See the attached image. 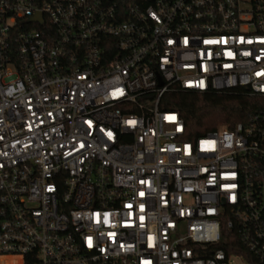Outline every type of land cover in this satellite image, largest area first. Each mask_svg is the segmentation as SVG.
I'll use <instances>...</instances> for the list:
<instances>
[{
    "label": "built area",
    "instance_id": "obj_1",
    "mask_svg": "<svg viewBox=\"0 0 264 264\" xmlns=\"http://www.w3.org/2000/svg\"><path fill=\"white\" fill-rule=\"evenodd\" d=\"M242 86L264 0H0V264H264V112L160 107Z\"/></svg>",
    "mask_w": 264,
    "mask_h": 264
},
{
    "label": "trees",
    "instance_id": "obj_2",
    "mask_svg": "<svg viewBox=\"0 0 264 264\" xmlns=\"http://www.w3.org/2000/svg\"><path fill=\"white\" fill-rule=\"evenodd\" d=\"M161 109L176 110L184 120L186 137L196 139L221 126L234 127L249 117L264 112V96L252 94L245 86L222 92L173 91L162 97ZM249 262H253L246 251Z\"/></svg>",
    "mask_w": 264,
    "mask_h": 264
},
{
    "label": "rangeland",
    "instance_id": "obj_3",
    "mask_svg": "<svg viewBox=\"0 0 264 264\" xmlns=\"http://www.w3.org/2000/svg\"><path fill=\"white\" fill-rule=\"evenodd\" d=\"M232 263L233 264H242V262L236 258L234 259V261Z\"/></svg>",
    "mask_w": 264,
    "mask_h": 264
}]
</instances>
